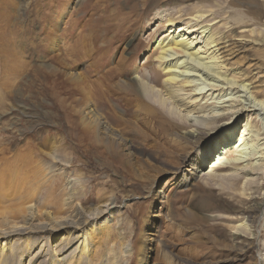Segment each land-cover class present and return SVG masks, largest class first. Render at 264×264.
<instances>
[{"label": "rangeland", "instance_id": "1", "mask_svg": "<svg viewBox=\"0 0 264 264\" xmlns=\"http://www.w3.org/2000/svg\"><path fill=\"white\" fill-rule=\"evenodd\" d=\"M205 10L212 16L203 25L211 22L224 48V77L253 85L209 104L264 96V0H0V227L35 228L10 248L0 239L3 264H66L73 246L62 251L60 241L68 230L55 229L72 219L102 228L75 264H264V208L258 223L250 213L264 200V175L251 189L238 176L198 173L223 153L227 130L187 141L183 121L160 108L161 117L148 115L116 87L157 65L167 17ZM118 64L127 70L113 79ZM204 79L193 84L207 89ZM246 116L235 119L238 133Z\"/></svg>", "mask_w": 264, "mask_h": 264}, {"label": "bare ground", "instance_id": "2", "mask_svg": "<svg viewBox=\"0 0 264 264\" xmlns=\"http://www.w3.org/2000/svg\"><path fill=\"white\" fill-rule=\"evenodd\" d=\"M188 15L189 14H183L182 11H178V17H167L164 21V27L167 29L154 45V47H156V52L152 55V57L155 58L154 62L157 63V65H151V71L147 74H139V72L136 71L134 73L135 76H132L128 83L122 82L117 84L116 87L119 88L120 86H123L120 88H122V94L125 95V97H123L126 99L127 103H131L129 101L136 103L138 105L136 107L141 110H145L148 115L156 116L159 113H162L163 115V112L165 111L167 114L172 116L173 119L177 118L183 121L185 125L188 126L187 130L189 129L187 132L183 133L187 141L197 143L204 136H208V138H210L227 130L224 146L223 149H221L223 150V153H219L217 159L213 161L210 166H207V168H209L208 170L207 168H201L198 169V173L206 172L208 178L219 181L230 180V177L238 176L245 180L244 184H246V187H250L251 189L256 188L257 180H261L262 178L260 179V176L264 175V128H261L262 126L259 124L261 119H258V114L264 116V96L255 92L254 96L249 98H247L248 94L245 96V99H247L249 103L242 101L240 98V100L234 101L233 99L237 98L233 97L232 99L228 98L227 100L222 99L221 102L218 101L219 103L216 102V104H209L210 100L224 94V90H240L245 93L249 90L252 83L250 85L244 83L245 80L239 81L233 78L228 79L224 77L226 69L223 66L220 54V51L224 49L221 47L222 42L220 41V38L215 37V34L212 32V27L209 24L210 21L207 22L208 24L203 25V23H205V21L212 16V11L205 10L203 14L198 12V14L194 16ZM166 16H169V13L165 15V17ZM181 21L184 22L183 26H178ZM127 22L131 24L129 27L128 24L126 25L128 30L133 32L137 24H135V22L133 23V21H130L129 19ZM138 22H140L139 19ZM196 33H199L205 38L202 43L200 42L199 36H195ZM124 35H126V33ZM128 46L130 48L131 43H129ZM110 50H112V48H110ZM107 52H109V49ZM123 65L124 64L117 65L115 68L117 74L115 76L110 72L107 73L112 75L113 79H117V76H124L127 68ZM89 69H91V66ZM150 73L155 76V81L152 80V75ZM90 74H92V71H90ZM160 75L161 78L163 76L164 78L160 81L161 89L158 90L156 87L159 84L157 78ZM204 77V80L212 81L208 83L209 88L207 87V89H205L203 87L198 89V86L195 87L193 83H195L196 80L194 81L192 79L196 78L197 80H200ZM213 81L221 82L222 84L214 83ZM226 86L228 87L225 88ZM251 89H253V85L251 86ZM113 92L117 94L118 92L120 93V91ZM127 96H130L132 100H128ZM87 99L89 100V98ZM203 100H205V103H202ZM209 106H211V108L208 109ZM158 108L162 109L163 112L160 111L158 113ZM244 114L247 115V123L243 126V130L238 133V130L236 131V129L239 124H233L236 122L235 119L238 116ZM254 115L257 116L255 117ZM167 119L169 120L170 118ZM224 120H227V122ZM262 121H264V119H262ZM234 140H237L235 141V144ZM204 158L207 160L209 156L206 155ZM13 165L16 167L15 169H19L17 168L18 165ZM13 172H15V170H10L11 175ZM15 176H13V182ZM252 202H254V200ZM263 208L264 200H260L259 203L254 202L253 207H251L250 210L254 222L258 223ZM31 212L33 213V211ZM106 213L107 211H100L99 214H97V218L106 215ZM26 217L25 222L27 220L30 222L35 218V215L33 213L30 217L29 213ZM118 218L119 217H117L116 220ZM87 220L85 221V224L88 222ZM77 221L78 220L73 219L63 221L66 223L59 225L56 229L55 225L59 222L58 220L53 221L51 224L52 226L45 223L43 226L39 227L41 233H48L51 229H55L56 232L60 231L57 232L56 235L54 234L55 236L63 231L65 232V230H68L67 233L62 234L63 238L60 241L61 244L63 243V246L65 245L68 248H72L73 246V250H71L70 255L66 257V264H70L71 261L75 264L76 262L83 260V256L86 254V247H92L90 233L93 231L101 232L102 229L98 227L99 225L97 226V223H94L93 226L88 228L83 226L82 223L78 225ZM108 221H106L105 224H101V226L103 227L111 223ZM117 222L119 223L120 220L118 219ZM6 224L7 228L4 229L0 227V239L6 240L8 248L13 246L12 242L16 240L18 235H22L23 233L26 235L34 233L33 230H35L34 227V229L32 227H27L26 229L23 226H19L12 222H7ZM252 232H255L254 234L252 233L253 236H258L257 229ZM235 236L237 241H240L244 240L245 235L243 236L240 232H236ZM242 237L243 239H241ZM103 239L104 237H101L102 243ZM252 239L256 240L254 237ZM240 243L242 242L240 241ZM65 246L62 251L67 249ZM5 251V249L1 248L0 244V257L1 253L3 254ZM0 264H3V262L0 261Z\"/></svg>", "mask_w": 264, "mask_h": 264}]
</instances>
